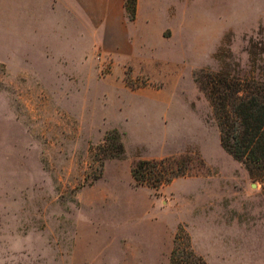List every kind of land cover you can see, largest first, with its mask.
<instances>
[{
  "label": "rangeland",
  "instance_id": "374dc122",
  "mask_svg": "<svg viewBox=\"0 0 264 264\" xmlns=\"http://www.w3.org/2000/svg\"><path fill=\"white\" fill-rule=\"evenodd\" d=\"M82 3L0 0V264H170L179 231L207 264H264V181L197 81L264 82V0ZM168 156L187 175L135 181Z\"/></svg>",
  "mask_w": 264,
  "mask_h": 264
},
{
  "label": "trees",
  "instance_id": "16d2710c",
  "mask_svg": "<svg viewBox=\"0 0 264 264\" xmlns=\"http://www.w3.org/2000/svg\"><path fill=\"white\" fill-rule=\"evenodd\" d=\"M125 7L134 19L137 0H126ZM197 81L211 103L223 148L243 162L253 177L264 181V82L234 78L222 71H204ZM100 148L108 158L122 157L125 145L121 133L109 131ZM189 167L190 161L184 158L143 159L136 163L132 175L137 183L158 188L187 175ZM170 264L207 262L194 251L189 236L179 231Z\"/></svg>",
  "mask_w": 264,
  "mask_h": 264
},
{
  "label": "crops",
  "instance_id": "0c3cea01",
  "mask_svg": "<svg viewBox=\"0 0 264 264\" xmlns=\"http://www.w3.org/2000/svg\"><path fill=\"white\" fill-rule=\"evenodd\" d=\"M106 1L107 0H81V3L82 2L86 3L87 5L85 7L94 12L96 9L99 8V6H102L104 3H106ZM125 2L126 0H121V4L124 6V8H125ZM91 16L94 17V15Z\"/></svg>",
  "mask_w": 264,
  "mask_h": 264
}]
</instances>
